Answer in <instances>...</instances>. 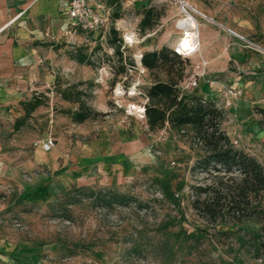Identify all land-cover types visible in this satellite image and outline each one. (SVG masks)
Wrapping results in <instances>:
<instances>
[{"label": "rangeland", "instance_id": "obj_1", "mask_svg": "<svg viewBox=\"0 0 264 264\" xmlns=\"http://www.w3.org/2000/svg\"><path fill=\"white\" fill-rule=\"evenodd\" d=\"M186 1L206 16L196 15L197 25L204 22L213 32H235L264 49V0ZM150 6L161 15L145 32L138 25L144 6L124 4L120 18L113 22L109 18L95 32L69 35L65 31L70 25L63 23L54 39L49 38L57 47L59 85L82 82L79 87L87 94L86 102L98 114L72 123L60 110L74 105L60 99L52 84L38 92L43 104L19 130L12 127L5 133L11 144L3 153L15 168L20 167L18 161L25 163L21 176L32 197L16 201L3 216L0 234L9 244L2 264H264L261 224L206 223L190 205L192 186L210 181L191 170L198 151L172 132L149 131L139 116L146 88L155 75L159 79L165 75L150 73L136 55L163 46L172 49L184 35L176 0H154L146 7ZM197 27L191 31L196 36ZM220 43L221 54H227V44ZM216 45L210 40L201 46L197 38L188 50L196 52L181 57L184 65L206 61V77L225 80L231 61L224 69L212 67ZM79 47L89 54L92 65L69 58L67 51ZM256 108L251 105L242 128L238 121L228 126L232 125L233 144L264 166V116ZM100 130L108 136L123 130L138 141L92 144ZM48 135L55 138V145L43 151L40 145ZM35 158L41 161L37 166ZM75 187L109 188L132 200L112 208L90 199L64 205V195ZM12 194L10 187L9 199ZM23 244L38 248L37 255L18 257L16 250Z\"/></svg>", "mask_w": 264, "mask_h": 264}, {"label": "trees", "instance_id": "obj_2", "mask_svg": "<svg viewBox=\"0 0 264 264\" xmlns=\"http://www.w3.org/2000/svg\"><path fill=\"white\" fill-rule=\"evenodd\" d=\"M113 8L111 22L120 18L121 5L118 0H107ZM139 30L152 29L161 12L150 6L140 11ZM110 31L115 34L113 26ZM116 55L121 56L110 40ZM54 49H57L54 46ZM69 58L77 63L92 65L89 54L82 48H76ZM140 64L150 73L163 71L165 78L157 75L146 88L144 96V119L151 132L167 128L169 132L186 139L189 147L198 151L193 173H202L209 182L192 186L194 198L190 201L192 209L211 225L233 222L236 224L251 220L261 224L260 246L264 249V166L251 154L236 147L222 129L225 118L222 109L213 100L206 99L195 89L181 92L179 84L186 76L183 59L166 46L158 50L144 51ZM123 72V67L118 70ZM82 82L59 85L54 80V91L65 102L74 107L60 110L72 123H83L98 114L86 102V92L79 85ZM24 114L13 124V130H19L31 113L43 101L39 94L29 100L20 101ZM264 116V109L256 108ZM93 200L100 206L112 208L114 205H127L132 198L109 188L75 187L64 195V205H73L82 200ZM68 211V210H64Z\"/></svg>", "mask_w": 264, "mask_h": 264}, {"label": "crops", "instance_id": "obj_3", "mask_svg": "<svg viewBox=\"0 0 264 264\" xmlns=\"http://www.w3.org/2000/svg\"><path fill=\"white\" fill-rule=\"evenodd\" d=\"M68 1L0 0V229L3 227V216L13 203L19 200L26 201L28 197H32L30 193L32 190L28 191L27 182L21 176V162L18 161L20 167L15 168L12 166L10 158L3 153L4 149L11 144L10 140L4 139V135L24 114L19 102L29 100L42 89L54 84L56 78L54 57L56 49L54 46L56 44L49 38L54 39L62 29V24L67 23L65 10ZM89 1L99 6L100 11L107 15L108 19L110 18L113 8L108 6L107 0ZM153 1L118 0V3L121 6L124 4L147 6ZM197 26V38L198 41L200 39L201 46L210 40L217 41L216 47H213L217 56L210 59L212 67L224 69L228 61H231L230 68L225 71V78L228 81L239 80L245 92L244 97L223 110L225 118L221 127L233 140L231 136L233 133L229 130L232 125H228L233 121H238L237 123L240 124L238 127L242 128L241 123H245L244 118L249 116L251 105L264 109V54L257 48L249 47L245 42L246 39L235 32H213L204 22ZM185 34L186 30H184ZM220 42L227 44L226 48L229 50L227 54L225 53L227 56L221 54ZM189 49L190 47L185 50V53ZM73 52L74 50H68L67 54ZM237 67L243 69L242 74L239 75L235 72ZM206 78L198 80L195 90L206 99L218 100L217 94L211 90ZM233 116L235 118H232ZM160 130L169 133L167 128ZM118 133L119 131L115 136H108L106 132L100 130L98 139L92 144H136L138 141L135 135H129L123 130H120L119 135ZM37 163H41V161L35 158L34 166H37ZM23 165L25 166V163ZM10 187H13L15 193L14 196L12 194L13 199H9ZM1 235L0 264L6 258L5 248L9 244L6 238ZM38 251V248L26 244L16 250L18 257L22 255L24 259L37 255Z\"/></svg>", "mask_w": 264, "mask_h": 264}, {"label": "built area", "instance_id": "obj_4", "mask_svg": "<svg viewBox=\"0 0 264 264\" xmlns=\"http://www.w3.org/2000/svg\"><path fill=\"white\" fill-rule=\"evenodd\" d=\"M179 6L183 7L184 10L180 11V16L186 17L187 10L195 20H197L196 15L205 17L204 14L200 13L194 6L190 5L186 0H176ZM100 7L91 3L89 0H69L68 5L65 10L67 24L70 25L69 29L65 31L66 34L76 35L77 32H83L84 34H89L99 30L101 27L107 24L108 18L100 11ZM249 47L257 48L264 54V49L259 48L257 45L250 41H245ZM173 52L182 57L189 58L196 50H192L188 53L179 52L176 48H172ZM205 62L201 61L191 67L186 68V76L179 84V89L181 92H189L194 90L198 85V80L200 78L206 77L205 72ZM237 74H242L243 69L241 67L235 68ZM207 83L212 91L217 94L218 100H213L216 106L222 110L227 109L233 105L234 102L240 100L244 91L239 83V80L228 81L227 79L217 80L215 78H206ZM141 118H144V105L141 106L139 113ZM55 138L48 135L41 142V149L43 151H49L55 145Z\"/></svg>", "mask_w": 264, "mask_h": 264}, {"label": "bare ground", "instance_id": "obj_5", "mask_svg": "<svg viewBox=\"0 0 264 264\" xmlns=\"http://www.w3.org/2000/svg\"><path fill=\"white\" fill-rule=\"evenodd\" d=\"M180 10H184L183 7L179 6ZM187 16L183 17V20L180 22L179 26L181 29L186 30V34L182 37L181 43L178 46H175L179 52L185 53V50H187L189 47H191V42L193 43L197 36L194 35L192 32L190 34L189 31L194 30L197 26L196 20L187 10ZM126 39L131 42L130 37L126 36ZM141 54L136 55V59L139 62Z\"/></svg>", "mask_w": 264, "mask_h": 264}]
</instances>
